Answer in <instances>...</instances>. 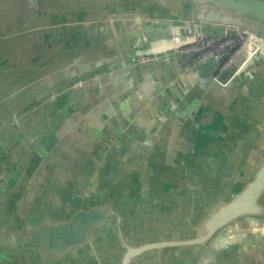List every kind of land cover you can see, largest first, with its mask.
<instances>
[{"label":"water","instance_id":"1","mask_svg":"<svg viewBox=\"0 0 264 264\" xmlns=\"http://www.w3.org/2000/svg\"><path fill=\"white\" fill-rule=\"evenodd\" d=\"M123 2L129 9L124 16L132 20L135 56L122 62L121 69L128 72L133 66L155 62L165 67L180 58V76L189 83V76H196L185 99L195 105L182 120L176 118L183 127L181 137L147 139L143 146L149 153L133 165L136 151L130 156L122 153L128 146L124 138L140 128L135 114H119L121 153L107 147L106 155L87 173L64 171L57 163L51 171L36 173L35 183L32 163L27 164L26 158L9 165L0 174V264H243L237 254L228 262L222 232L243 220L254 221L245 227L264 230V156L252 173L243 171L260 125L255 115L260 100L255 69L264 63V0ZM146 20L149 24L138 27ZM173 20L183 35L150 42L147 30L158 26L165 35L163 26L169 29ZM238 33L250 37L256 50L229 79L217 76L226 53L188 66L197 52L183 47L194 43L198 35L223 38ZM24 79V83L18 84L15 78L0 84V101L16 100L22 93L27 98L37 79ZM162 79L165 83V76ZM209 86L227 92L235 89L233 103L209 98ZM167 110L169 116L165 112L162 117L168 121L178 116L177 109ZM17 116L14 112L16 123ZM162 117L151 123L150 132H163L167 123ZM200 134L212 138L209 144L222 137L225 147H219L216 166H207L199 157L200 150L212 151L214 146H205ZM239 138L242 142H237ZM3 144L8 146L0 135V150ZM236 144L245 153L230 165L233 153L240 154L234 151ZM220 162L231 169L220 171Z\"/></svg>","mask_w":264,"mask_h":264},{"label":"crops","instance_id":"2","mask_svg":"<svg viewBox=\"0 0 264 264\" xmlns=\"http://www.w3.org/2000/svg\"><path fill=\"white\" fill-rule=\"evenodd\" d=\"M128 12L123 0H0V84H8L15 78L18 84L24 83L25 76L37 79L27 98L22 93L16 100L0 101V135L8 145L3 144L0 150V174L22 158H26L27 164L32 163L35 183L36 173L51 171L57 163L61 170L87 173L106 155L107 147L121 153L117 145L122 136L119 114H135V125L140 128L124 138L128 146L122 153L130 156L136 151L133 165L149 153L150 149L147 151L143 146L147 139L167 140L172 134L177 139L181 137L183 127L176 118L182 120L187 109L195 105V101L186 103L185 99L186 93L192 92L196 76H189L192 83L180 76V58L170 60L165 67L155 62L124 72L122 62L135 56L131 47L134 30L129 27L132 20L124 16ZM145 24L149 21L138 27ZM166 26H163L165 35L158 26L147 30L150 42L169 41L170 36L184 33L176 20L169 29ZM255 50L256 47L252 51L250 46L246 47L236 64L242 65ZM237 70L236 65H231L220 69L217 76L226 80ZM255 70L260 99L255 103V115L260 125L244 161L246 174L252 173L264 156V63ZM208 89L209 98H225L233 103L230 99L235 89L231 92L211 86ZM169 107L178 110V116L171 121L162 117L165 112L170 113ZM14 112L18 114L17 123ZM159 117L167 126L161 133L150 132L151 123ZM199 138H203L205 146L214 144L212 151L200 150L199 157L207 166H216L219 147H225L222 137L216 136L212 144L208 142L211 137L200 134ZM241 149L235 145L236 152L228 160L230 165L244 155L245 150ZM237 155L240 156L235 158ZM218 166L220 171L231 169L223 162ZM252 222L243 220L241 225L222 232L226 236L225 247L229 248L228 262L237 254L243 264L264 263V230L258 232L253 226H244Z\"/></svg>","mask_w":264,"mask_h":264},{"label":"built area","instance_id":"3","mask_svg":"<svg viewBox=\"0 0 264 264\" xmlns=\"http://www.w3.org/2000/svg\"><path fill=\"white\" fill-rule=\"evenodd\" d=\"M174 40L177 43L179 42L177 37L174 38ZM234 46H236V48H233ZM248 46L251 47V51L256 47L254 43H251L250 37L246 36L245 34L238 33L223 38L212 35H198L196 41L185 46L184 49L194 50L197 52L196 55L188 62V66L198 61L204 60L207 57L214 56L218 58L222 54L226 53L227 57L221 66L222 69L230 67L231 65H236L238 69L241 65H237L236 61L240 54ZM251 51L248 53V55L251 53Z\"/></svg>","mask_w":264,"mask_h":264}]
</instances>
